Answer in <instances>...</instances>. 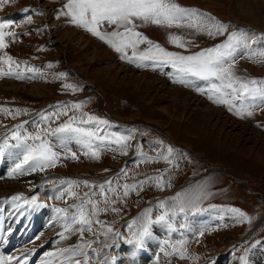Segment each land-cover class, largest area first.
Instances as JSON below:
<instances>
[{
    "label": "rangeland",
    "instance_id": "374dc122",
    "mask_svg": "<svg viewBox=\"0 0 264 264\" xmlns=\"http://www.w3.org/2000/svg\"><path fill=\"white\" fill-rule=\"evenodd\" d=\"M174 2L207 14L205 22L212 17L228 27L222 33L213 29L209 35L207 30L189 26L195 21L186 18L171 26L136 21L135 30L179 55L215 48L232 33H244L248 47H238L234 62L230 61L234 74L241 82L264 81V58L254 55L264 51V0ZM66 3L9 0L0 8V23L8 24L5 31L15 34L5 37L7 47L0 49V57L7 54L17 62L12 75L0 76V149L2 143L12 149L17 146L21 149L14 151L16 156L24 157L29 149L45 143L58 156L55 166L42 170L48 174L42 182L25 188L26 193L0 196L3 205L19 196L28 201L35 197L44 207L43 225L30 241L35 246L43 244L38 236L54 220L49 212L58 214L54 209L64 208L73 214L83 203L92 219L91 230L85 226L76 238L89 256L101 242L106 256L110 254L117 264L130 263L127 249L144 254L143 259V254H137L140 264H264V97H247L243 103L255 105L248 108L252 115L237 116L228 105L208 98L207 89L219 81L188 77L187 84H180L176 79L181 74L170 63L148 60L137 67L136 62L121 59V53L62 14ZM99 30L117 29L104 23ZM170 37L181 38L184 47ZM148 48L145 42L136 52ZM125 52L128 57L133 55L131 48ZM0 67L7 71L9 66ZM35 72L45 74L36 80L42 94L12 89L34 84L29 76ZM65 124L71 128L63 132L87 135L91 145L85 142L84 149L68 139L64 147L59 145L63 132L55 129ZM37 135L39 140L34 139ZM94 151L98 157L92 155ZM4 169L10 175L12 168L6 165ZM156 178L163 187L157 186ZM124 185L135 187L125 195ZM201 189L205 195L189 203ZM88 200L106 210L92 216ZM166 212V219L157 222ZM146 213L152 220L150 235L141 247H135L127 241L141 229ZM202 213L223 218L199 225L196 217ZM181 242H186L184 258L179 251ZM259 251L262 255L257 256ZM85 259L87 264L91 260Z\"/></svg>",
    "mask_w": 264,
    "mask_h": 264
},
{
    "label": "snow or ice",
    "instance_id": "6c2138e0",
    "mask_svg": "<svg viewBox=\"0 0 264 264\" xmlns=\"http://www.w3.org/2000/svg\"><path fill=\"white\" fill-rule=\"evenodd\" d=\"M9 3V0H0V8L3 5ZM66 11L62 14L70 17V22L76 26L82 27L89 31L93 36L98 37L100 40L109 44L115 51L121 53V59H127L130 63L136 62L137 67L144 66V61L151 60L153 63H170L173 68L177 69L178 73L181 75L177 77L176 82L180 84H187L188 77H196L205 81H219V84L212 83L211 87L207 89L208 98L213 100L214 103L228 105L229 110H234V114L237 116H248L252 115L248 108L255 107V105H247L243 101L247 97L256 98L257 96L264 97V87H257L258 84L264 85V81L250 80L246 82H241L239 77H236L233 71V63L235 56L238 51V47L243 45L248 47L246 41L247 36L244 33H232L227 42L218 45L215 48L206 49L199 53L193 55H179L174 52L166 51L159 44H154L147 37H144L142 33L136 31V21L142 23H151L156 25H167L171 26L173 23L179 22L183 19L189 18L194 19L195 23L189 26H195L201 30H207L209 35L213 34V29L216 33H222L227 29V25L215 21V18L208 17V21L205 22V17L207 14H200L197 10L187 9L181 7L174 0H67L64 5ZM104 23L116 26L117 30L111 32H102L99 30L100 26ZM9 25L6 23H0V49L7 47L5 43V37L8 35H15L14 33L6 32L5 29ZM123 29L120 31L119 29ZM171 42L177 44L179 47H184L179 37H170ZM147 43L149 48L140 54H137L136 49L139 44ZM131 48L133 50V55L128 57L125 50ZM261 58H264V51L259 53H254ZM7 64L8 70L5 71L0 67V76H9L13 74V64H17L11 56L5 54V56L0 57V65ZM238 85V86H237ZM230 89L228 92L226 90ZM204 91V90H201ZM227 97H230L227 98ZM240 101V106L236 107V102ZM75 107L79 108L80 105ZM95 119L94 117H89V120ZM100 123H107V121H100ZM70 124L62 125L55 129L56 132H63L66 129H70ZM77 131H83L82 129H77ZM91 135V133H88ZM34 139L39 140L40 136L37 135ZM168 154L171 155L173 149L169 147L167 149ZM94 157H98L97 152H93ZM75 158V154H73ZM167 159L168 157H164ZM58 156L56 152H53L50 147L45 143H41L37 147L29 149L28 154L23 157V164H29L30 161L33 165H29L32 171L37 168L43 170L48 166H55ZM22 164L16 166L15 171L21 170ZM158 183L157 186L163 187V182L156 178ZM72 183V182H69ZM87 184V182H84ZM110 186V182H109ZM130 187L135 186L124 185L125 192L127 195ZM103 186H101V189ZM75 195V193H71ZM205 195L203 189L200 190L199 194L194 196L189 203H193L198 200L201 196ZM14 200H19L21 197H13ZM36 204V198L33 197L31 202ZM86 203L92 205V216H95L97 212L104 211L106 209H99L94 201L88 200ZM39 206V205H37ZM164 205L161 204V207ZM77 213L69 217L67 210L64 208H56L55 211L58 214H62L65 219V231H79L81 234L87 226V230H91L92 219L89 213L86 211L84 204L77 205ZM113 211H118V209H113ZM180 211H184V207H180ZM233 212L239 213L241 217L247 219L243 213L239 210L233 209ZM167 212L157 218V222L164 221L166 219ZM70 221V223L68 222ZM100 223V221H96ZM136 223L135 221L133 222ZM152 220L145 214L144 223L138 232L133 233V238L129 239L127 242L133 244L135 247H141L143 240L146 236L150 235V225ZM73 225H79V228H73ZM107 232H112L111 228L107 229ZM107 234V233H105ZM119 236V233H116ZM201 235L203 233L201 232ZM61 238H66L61 234ZM87 242H85L86 244ZM186 242H181L180 245V255L184 258V245ZM84 245L77 246L74 249H62L59 253H49V256L63 255L65 252H71L75 254H83L82 248ZM168 255L169 253H165ZM12 257H0V264H10ZM70 259V257H69ZM19 264V261H17ZM75 264H81L79 260L75 261ZM86 264V261H85Z\"/></svg>",
    "mask_w": 264,
    "mask_h": 264
},
{
    "label": "bare ground",
    "instance_id": "6f19581e",
    "mask_svg": "<svg viewBox=\"0 0 264 264\" xmlns=\"http://www.w3.org/2000/svg\"><path fill=\"white\" fill-rule=\"evenodd\" d=\"M44 75L45 74L41 72L37 76L35 72L32 76H29L31 82L35 81L34 84H31V86H27L26 84H24L23 86L16 85L12 89L20 91L22 90V88H24V91L26 93L33 94L35 96L42 94L43 88L42 86L36 83V80L40 76L42 77ZM59 137H60L59 145H61L62 147H64L65 140L67 139L69 140V142L75 143L77 141L79 143L78 146L80 145L84 149H86L89 145H91V140L87 135L71 136L70 133L63 132ZM106 141L110 142L109 138ZM85 142H89L87 143V147L86 145H84ZM2 145H3L2 146L3 149H0L3 151V152L0 151V173H1L0 196L3 194L13 193L14 191L16 193L21 192L22 190L24 191V193H26L25 188H31L33 185H37L40 181L42 182V180L47 177L48 174L46 175L45 172L42 173V170H40L39 168H37L35 171H32L30 169L29 165H33L32 161H30L29 164H23V157L16 156L17 153L15 154L16 151L20 152L21 148H17V146H14V148L12 149L9 146H5V144L3 143ZM19 160H20L19 164H22L23 167L21 170L14 172V169H16L17 166V164L15 163ZM6 165L8 166V168H12L10 169L11 171L10 175L7 172L9 170L4 169ZM82 170H83L82 168H78V171H82ZM5 174H7V176H4ZM11 200L12 202H9ZM1 201L2 198H0V257H5V258L12 257L13 259L11 260L10 264H17V261H19V264H60V263L75 264V261L77 260H79L81 264H85L86 261L85 258L88 259L91 258L89 262L87 261L88 264H90V262L91 264H117L114 263L115 260L113 261L111 259L112 256L111 257L108 256L110 254L107 253L108 255L106 256L105 251L107 249L104 251L101 242H97L98 244H96V249L94 248L95 251L91 252L90 256L88 254H85L86 252H83V250H81L83 254L73 255V253L71 252H65L62 256L61 255L49 256V253H59L60 250L62 249L76 248L78 246L77 244L78 239L76 238L77 237L76 234H78L79 231L66 232L64 227L66 221L63 218L62 214H55L54 211H51L48 214L50 213L52 214L48 216L54 219L52 224H50L47 230H45L42 234H40V236H38V240L39 241L41 240L44 245L40 244L39 246H35V243L30 241V236L33 233H35L38 227H40L42 224L41 221L43 220L42 216H43L44 207L40 205L38 201H36L35 205L30 203L31 201H28L26 197L25 198L23 197L17 200L16 202H14L13 198H10L9 200H7L8 202L4 201V205L2 204L3 201L2 202ZM76 213L74 212L73 214H69V217ZM211 216H213V213H206V214L202 213L201 215H198L196 217L197 218L196 220L199 222L200 225L207 223L210 219H212L213 221L214 220L217 221L223 218L220 216H216V218H212ZM225 217H228V215H225ZM68 222L70 223V221ZM50 227H53V229H50ZM76 227L77 225H73V228ZM61 234H63L66 238L62 239ZM15 246L17 247L12 250V247ZM46 248L48 249L46 250ZM42 250L43 251L45 250V252L43 253V257L39 259H35L37 254L40 253ZM127 251H128L126 252L128 254L127 257L129 258L128 260L130 261V263L127 264L141 263L142 260L138 262L136 260V257L137 254L139 255L143 254L142 252L137 253L136 250H130V249H127ZM115 253H117L116 255H118L119 252L115 251ZM260 255H262L261 252L260 251L257 252V256ZM57 257L59 258V260L55 261ZM144 257H145L144 254L141 255V259H143Z\"/></svg>",
    "mask_w": 264,
    "mask_h": 264
},
{
    "label": "crops",
    "instance_id": "0c3cea01",
    "mask_svg": "<svg viewBox=\"0 0 264 264\" xmlns=\"http://www.w3.org/2000/svg\"><path fill=\"white\" fill-rule=\"evenodd\" d=\"M263 97H261V99H262Z\"/></svg>",
    "mask_w": 264,
    "mask_h": 264
}]
</instances>
